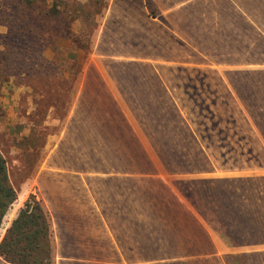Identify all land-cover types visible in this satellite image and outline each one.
<instances>
[{
  "label": "rangeland",
  "instance_id": "rangeland-1",
  "mask_svg": "<svg viewBox=\"0 0 264 264\" xmlns=\"http://www.w3.org/2000/svg\"><path fill=\"white\" fill-rule=\"evenodd\" d=\"M15 5L0 0V35ZM83 11L71 23L88 40L74 80L56 70L55 48L69 46L59 20L5 46L0 39V151L17 194L0 239L33 194L49 222L52 264L149 259L163 246L152 247L137 211L167 199L168 184L197 207L200 173L264 170L263 41L248 52L246 32L234 34L237 47L219 29V46L202 47V57L159 29L147 0H98ZM184 59L191 63L165 62ZM183 175L195 176L176 179Z\"/></svg>",
  "mask_w": 264,
  "mask_h": 264
},
{
  "label": "crops",
  "instance_id": "crops-1",
  "mask_svg": "<svg viewBox=\"0 0 264 264\" xmlns=\"http://www.w3.org/2000/svg\"><path fill=\"white\" fill-rule=\"evenodd\" d=\"M149 1L155 8L151 19L159 29L181 48L194 49L202 57L206 56L202 47L215 51L219 46V29L231 31L237 47L239 38L234 34L246 32L242 39L246 43L241 46L248 52L255 48L257 36L264 45V0ZM204 32L208 34L205 39ZM205 40L210 44L205 45ZM165 62L191 63L186 59ZM183 176L176 179L195 175ZM198 177L201 197L197 207L169 184L167 199L155 206H140L137 213H144L145 222L151 225L152 247L159 242L163 248L153 251L149 259L124 264H264V170L228 169L202 172ZM258 179L261 182L256 185Z\"/></svg>",
  "mask_w": 264,
  "mask_h": 264
},
{
  "label": "trees",
  "instance_id": "trees-1",
  "mask_svg": "<svg viewBox=\"0 0 264 264\" xmlns=\"http://www.w3.org/2000/svg\"><path fill=\"white\" fill-rule=\"evenodd\" d=\"M18 9L12 20L6 25L8 33L0 35L5 43L10 42L16 32L34 35L40 32L44 24L52 20L62 22L61 36L68 40V47L55 50L58 52L56 70H68L72 80L81 68L79 59L81 50L88 52L87 32L73 34L71 23L84 12L85 8L96 5L98 0H89L87 4L74 2L75 0H14ZM150 1L147 0V3ZM68 10L71 12L67 20ZM36 12L35 26H32V16ZM79 14V15H78ZM91 13L87 11L84 19H90ZM51 23V24H54ZM7 35L9 38H7ZM15 38V37H14ZM17 38V37H16ZM8 40V41H7ZM15 40V39H14ZM51 67V65H50ZM74 75V76H73ZM71 93V88H67ZM15 188L11 185L8 175L7 163L0 151V226L11 204L16 200ZM0 256L12 264H52V246L49 222L40 203L33 194H29L16 214L9 221L0 239Z\"/></svg>",
  "mask_w": 264,
  "mask_h": 264
}]
</instances>
